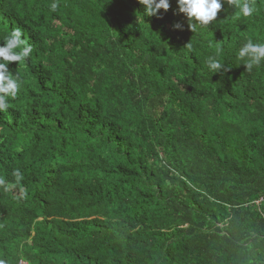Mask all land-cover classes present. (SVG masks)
<instances>
[{"label":"trees","instance_id":"obj_1","mask_svg":"<svg viewBox=\"0 0 264 264\" xmlns=\"http://www.w3.org/2000/svg\"><path fill=\"white\" fill-rule=\"evenodd\" d=\"M248 2L191 32L171 27L187 29L177 0L163 19L138 0H0V42L20 28L33 49L0 109V260L264 264V63L237 58L264 42V0Z\"/></svg>","mask_w":264,"mask_h":264},{"label":"clouds","instance_id":"obj_2","mask_svg":"<svg viewBox=\"0 0 264 264\" xmlns=\"http://www.w3.org/2000/svg\"><path fill=\"white\" fill-rule=\"evenodd\" d=\"M145 7V14L157 19H163V14L167 13L171 7L170 0H138ZM224 4L235 8V14L230 16L233 18L251 17L255 9L250 5L248 0H177L178 12L183 14L188 21L187 29L181 22H174L172 29L174 31H191L194 32L198 27H205L217 22L218 13L221 12ZM58 5L56 2L51 4V10L55 11ZM163 10V13L161 12ZM22 30L13 28L10 34L3 37L0 42V109L7 106L6 101L9 96L15 97L23 83L18 72H13L10 65L22 62L30 57L32 53L31 45H28L26 39H22ZM186 46L190 47L189 44ZM237 58L244 60L243 65L247 71L254 66L264 63V42H253L248 39L243 43L237 52ZM207 68L216 73L226 72L228 67L223 65L217 56H209L205 61ZM19 182L21 173H14ZM4 180L0 179V184ZM0 264H6L4 260H0ZM25 264V263H21Z\"/></svg>","mask_w":264,"mask_h":264}]
</instances>
